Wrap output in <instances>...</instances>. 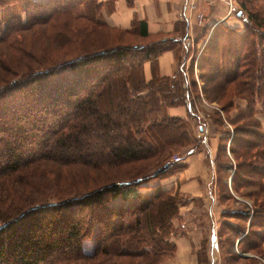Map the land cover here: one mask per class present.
<instances>
[{"label": "trees", "instance_id": "16d2710c", "mask_svg": "<svg viewBox=\"0 0 264 264\" xmlns=\"http://www.w3.org/2000/svg\"><path fill=\"white\" fill-rule=\"evenodd\" d=\"M103 5L0 0V264H160L176 254L172 237L180 201L160 186L140 188L184 169L186 164L170 161L172 155L183 147H193V153L198 146L189 118L171 115L169 108L184 105L200 121L193 60L202 47L184 45L186 23L182 41L173 37L176 29L161 42L138 18L134 32L121 33L144 42H96L98 33L115 30L103 19ZM235 12L245 26L218 24L197 66L208 98L235 86L221 105L225 118L218 113L217 122L234 127L231 139L226 131L237 160L234 188L259 190L252 194V216L246 210L231 214L245 224H228L243 250L264 257V168L254 162L264 161V126L257 118L264 112V0H237ZM71 45L76 49L67 48ZM170 50L179 69L160 76L158 59ZM184 53H192V62ZM235 98L246 100L247 107L231 118ZM242 131L254 139L239 137ZM220 154L227 158L226 146ZM149 161L157 168L148 172ZM141 162L147 170L120 173ZM103 174L104 182L89 186L93 175L97 182ZM247 175H258L260 182L250 184ZM80 176L89 182H75Z\"/></svg>", "mask_w": 264, "mask_h": 264}, {"label": "rangeland", "instance_id": "374dc122", "mask_svg": "<svg viewBox=\"0 0 264 264\" xmlns=\"http://www.w3.org/2000/svg\"><path fill=\"white\" fill-rule=\"evenodd\" d=\"M46 1V0H42ZM101 2H104V7L102 9V15L103 19L106 21V15L110 14L116 9V0H101ZM0 12H4L2 8H0ZM235 12L233 13V15ZM23 16H25V13H23ZM107 22V21H106ZM108 23V22H107ZM244 23V22H243ZM108 25L112 28H115V30L108 33V31L103 30L102 32L98 33L96 37H94L96 42H107L110 45H118L120 43L129 42L131 44H137L140 42H144L147 39H141L137 35H133V33L129 34H122L121 29L118 26H113L110 23ZM61 27H63V24H60ZM243 26H235L232 28H243ZM213 30H209L208 34H210V37L205 41L204 45L200 49L199 53L196 55V61L193 60V76L197 81L198 84V90H199V96H195L196 105H197V112L198 115H200L201 119L198 121L197 119H193L189 117L188 112L183 115H178L181 118L188 119L191 124V127H193V132L195 137L198 139V146H196L195 152L190 155L191 148H180L177 150L171 157L170 161L176 162L179 165L180 164H186L187 166L182 169L181 171L176 172L173 175H167L163 178H154L150 182H148L147 186H143L140 189L146 190V191H152L150 189V186H160L161 188L165 190H169L175 198H178L179 202V212L178 217L174 220L175 225L177 227V234L172 237V240L177 244V251H178V240L181 238H187L188 244H185L183 246L184 248L194 250L197 257L199 264H211L208 262V256H209V249H210V241H209V235H210V229L211 224L213 221H216L218 223V235H219V241H220V248L217 251L218 259L215 261V264H255L256 260H259V264H264V257L257 256L255 253L252 252H246L243 250L241 246H239V242L237 240L236 234L232 232V229L230 228L229 224H245V221L242 219L237 218L234 215H231L234 211L239 210H246L251 216L254 214L255 211V204H256V198L253 197L252 194L258 192L259 188L255 185H249L246 188H234V184L232 182V175L234 174L236 170V162L237 160L234 159L233 155L231 154L229 148L231 145L230 139L234 135V127L231 125L228 121H225V125L218 124V118L217 114L219 113L220 116L225 118V113L221 109V105L226 104L232 97L233 91H235V86L232 84L231 87L228 88L226 93L222 94L221 96H218V98H208L205 93V87L206 83L204 80H202L201 77H199V74H201V70L197 66L198 64V58L206 46L208 40L212 36ZM1 30V28H0ZM130 32H134V29H131ZM1 33V31H0ZM93 39V40H94ZM44 42V40H41V43ZM49 45H51V41H49ZM75 45H71L67 48H70L72 51L76 49L74 47ZM66 48V49H67ZM188 57L187 60L191 61L192 59V53L185 54L184 57ZM192 62V61H191ZM205 74V72H203ZM182 87L186 88V83H182ZM212 97H217L212 96ZM235 102L238 106V108H235L234 110H231V113H229V116L231 118H235L239 112L240 109L247 107V101L242 98H235ZM176 108H184V105H178L175 106ZM170 113V108H169ZM258 120L263 124L264 126V112H261L257 115ZM225 120V119H224ZM209 122L211 125V135L210 137H214V139L210 140L209 143L215 147V156H214V163L215 167L211 166V162L208 158H206V155L210 157V154H207L208 151V144H205L201 141V138L197 136L196 130L197 126L202 123ZM254 127H248L246 125V130H254ZM230 130V139L226 137V131ZM246 131H242L238 133V136L241 138L246 139H254V137L251 136V134L245 133ZM225 133V137H224ZM227 147V158L224 157V155L220 154V147ZM201 157H197L196 154H201ZM194 156L196 158L194 167H191V162L189 161V157ZM229 156V157H228ZM220 159V160H219ZM228 159V160H226ZM219 161L221 164H224L223 167H220ZM254 161V159H253ZM150 163L149 171L154 170L157 168L154 166L153 161ZM257 162L256 166L258 168H264V161L257 160L254 161ZM146 164L141 162L140 165H130L127 167H124L120 169L121 174H134L133 171H137L140 169V172L143 170H147V167H145ZM110 170V168H109ZM248 170V169H246ZM111 171H114V169H111ZM138 172V173H140ZM241 178L244 177V172L241 170ZM107 174V172H104ZM137 174V173H136ZM250 184L255 182H260V177L258 175H254L253 177L251 175H247L245 177ZM97 176L93 175V179L89 182V180L84 179L82 176L77 177L75 182L79 183H86L89 182V186H93L95 184H100L106 180L105 175L103 174L102 177L96 182ZM246 180V181H247ZM247 181V182H248ZM213 189V193L216 195V203L214 205V219H212V216L209 214V205L211 202V199L208 196V191L210 189ZM250 194V196H249ZM246 229L249 226L248 223H246ZM89 251L94 250V241L91 239L87 242ZM264 248V245H263ZM239 250V251H238ZM176 254L172 257H167L164 259L160 264H163L165 261H169L171 258L176 257ZM232 254L239 255L236 257V260L234 257H232ZM249 260H246L247 258H250ZM198 264V263H197Z\"/></svg>", "mask_w": 264, "mask_h": 264}, {"label": "crops", "instance_id": "0c3cea01", "mask_svg": "<svg viewBox=\"0 0 264 264\" xmlns=\"http://www.w3.org/2000/svg\"><path fill=\"white\" fill-rule=\"evenodd\" d=\"M129 1L117 0L115 11L105 14L106 21L122 29H132L133 20L138 18L147 23L150 34L160 36L159 41L161 42L169 40L171 38L170 34H173L176 29L179 30V33L173 35V37L176 40H181L183 36L181 34L183 30L182 23L189 25V44H196L201 47L210 37V34H208L209 30H213L218 24L222 23L230 27H234V25L243 26L244 24L243 20L236 15V12L234 15L229 14V4L225 0H132L133 3L131 5ZM235 1L237 0H234V3ZM179 24L180 26L177 27ZM179 65V58H177L174 51H166L159 57L156 71L160 76H172L178 71ZM144 68L147 80L152 79L154 72L151 63H146ZM187 112V107L170 108V114L174 116L183 115ZM196 133L199 138L205 139V144H208L207 154H210V157L206 155V158L210 160L211 166L214 168L215 147L209 143L211 139H214V137H210V123L207 121L206 123L199 124ZM193 153H190V155ZM202 154H196V156L201 157L200 155ZM195 160L194 156L189 157L191 167H194L195 164L197 167ZM208 196L211 199L209 214L214 219L213 209L216 203V195L213 193L212 188L208 191ZM211 225L208 262L215 264V261L218 259L217 251L219 250V225L216 221H213ZM185 244H188L187 238L179 239L176 257L165 261L163 264H199L195 251L184 248Z\"/></svg>", "mask_w": 264, "mask_h": 264}, {"label": "built area", "instance_id": "2783aa9c", "mask_svg": "<svg viewBox=\"0 0 264 264\" xmlns=\"http://www.w3.org/2000/svg\"><path fill=\"white\" fill-rule=\"evenodd\" d=\"M228 2L229 4V14H233L235 12V3H234V0H225ZM202 19V17H201ZM190 43V40L187 38L185 41H184V45H188ZM239 251V250H238Z\"/></svg>", "mask_w": 264, "mask_h": 264}]
</instances>
